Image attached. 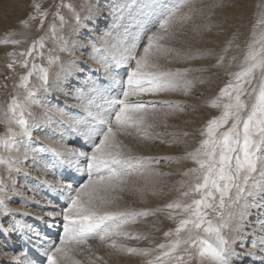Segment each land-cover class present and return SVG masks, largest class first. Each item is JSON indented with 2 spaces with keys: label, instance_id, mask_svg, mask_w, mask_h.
I'll list each match as a JSON object with an SVG mask.
<instances>
[{
  "label": "snow or ice",
  "instance_id": "6c2138e0",
  "mask_svg": "<svg viewBox=\"0 0 264 264\" xmlns=\"http://www.w3.org/2000/svg\"><path fill=\"white\" fill-rule=\"evenodd\" d=\"M248 7L242 0H60L50 13L32 0L22 30L0 37V46H12L5 66L18 76L0 101V236L20 244L0 251L8 257L0 264H109L121 256L140 264H264V0L245 34ZM225 8L230 15L218 12ZM50 14L48 31L17 50ZM189 32L201 40L229 35L217 53L184 47ZM206 59L214 63L170 66ZM220 75L222 86L202 105L163 98L193 96ZM198 107L217 114L195 129L189 150L193 133L169 131V118ZM128 140L185 151L144 155ZM162 162L190 164L167 192L159 178L172 173L160 170ZM173 191L152 208L124 203L128 192L145 204ZM161 216L174 226L159 242L133 230L152 218L148 226L161 232Z\"/></svg>",
  "mask_w": 264,
  "mask_h": 264
},
{
  "label": "rangeland",
  "instance_id": "374dc122",
  "mask_svg": "<svg viewBox=\"0 0 264 264\" xmlns=\"http://www.w3.org/2000/svg\"><path fill=\"white\" fill-rule=\"evenodd\" d=\"M38 2L41 3L43 8H47L50 10V13L56 11V5L60 3V0H38ZM65 3H73L78 4L79 0H64ZM206 2H211V0H206ZM227 3L228 0H225ZM243 3L250 5L247 9V14L244 18V20L241 22L244 27L242 28V31L247 34L250 24L254 21L255 17L253 13L256 11L255 4L259 2V0H242ZM32 3V0H0V37H3L5 32L8 30L15 29L17 31H21L18 21L25 18L27 13L31 11L30 5ZM62 14L65 16L68 15L67 9H61ZM218 12H221V14H231L230 9H223L218 10ZM221 16L214 17V20H219ZM103 21V22H102ZM53 22L52 15L50 14L48 19L45 21L44 26L40 31L36 30V24L38 22H34L32 27L28 29L29 35L27 37V43L25 45H21L18 47L17 50L26 48L32 40L38 38L39 36L43 35L46 31H48L49 24ZM58 23V21H56ZM231 22V21H230ZM106 21H104L102 18L98 21V29L104 28L106 26ZM229 33L225 32L222 33L219 36H216L215 33H209L206 34L204 39L201 40L199 37H193L192 33L189 32L188 36L185 38L187 43L183 45L184 47H191L192 49H205V48H211L214 49L217 53L223 48L224 41L227 39ZM21 38V37H17ZM243 39V37L241 38ZM215 41V42H212ZM48 47L52 46L51 41L47 44ZM12 50V46L9 45L7 47L0 46V101H3L7 99L6 92L11 91L12 84L14 82L18 81V76L14 75L9 69L6 68V57L5 53L7 51ZM39 63V61H37ZM214 63V59H206V60H197L192 62L191 65H183V64H173L170 65L171 67H199V66H207ZM16 71L18 73H23L26 70L17 68ZM215 71V70H213ZM194 76L200 75V73H193ZM205 76L208 74L205 73ZM5 77H9V79H5ZM225 77L220 75L218 78L214 77L212 81L206 82L204 85H198L196 89H194V95L190 97H183L179 95L170 96V97H163L165 99H179V100H188L190 104L194 105H202L203 101L214 96L219 87L222 86V83L224 82ZM4 84L8 85V88L5 89L3 87ZM200 93H203V95H199ZM198 97V98H197ZM209 114L215 115L217 114L215 110L213 109H207L204 107H198L195 112L189 111L187 113L178 114L174 117L169 118V131H188L190 133H193V136H190L188 138V144L187 148L190 150L192 147H195V139H198V134L195 133V129L200 127L203 122L209 118ZM185 121H192V123H185ZM175 126V127H173ZM4 129L3 126L0 125V133H3ZM195 137V139L193 138ZM130 144V146H133L134 151L139 152L144 155H156V156H179L182 155L185 151V146H166V145H160L159 143L150 145L148 147L141 148L134 144L131 140L126 141ZM190 164L186 162L181 163H172L170 165L161 163L158 167L163 172H169L172 173L171 176H164L160 177L161 185L165 186V191H168L169 186H176V181L182 179L180 172L189 167ZM36 176V175H35ZM33 176V177H35ZM177 195L176 192H170L166 196H158V197H147V203L141 204L139 202V196L138 194L134 192H128L125 193V199L124 203L129 204L131 206L137 207V208H152L157 205H162L168 200L175 198ZM18 205V204H17ZM19 206V205H18ZM162 223H158L157 227L161 228V232H155L152 230L148 224L152 222V218L149 219L148 223H142L138 224L133 227V230L140 231V232H149L154 236L159 242V240L162 238V231L167 230L169 227H173L169 221L164 219L162 216L158 218ZM130 246H147L145 242H141L140 244H137L136 241H129L128 242ZM101 254H105L104 250H101ZM109 264H132L134 261H137L138 264H140V261L142 258L140 257H132V256H121L119 258L112 257L108 258ZM113 261V262H112Z\"/></svg>",
  "mask_w": 264,
  "mask_h": 264
},
{
  "label": "bare ground",
  "instance_id": "6f19581e",
  "mask_svg": "<svg viewBox=\"0 0 264 264\" xmlns=\"http://www.w3.org/2000/svg\"><path fill=\"white\" fill-rule=\"evenodd\" d=\"M103 29L104 28H102V29L100 28V30H103ZM32 175L33 176L39 175V173L33 172ZM46 178L49 180H54V177L51 175L47 176ZM12 207H20V206H18L17 204H13ZM2 237H4V236H0V251H3V250L15 251L20 247L19 242L16 241V239L14 237L12 239L8 238V242L2 241ZM7 259H8V257H6V256H0V260H7ZM114 264H115V262H114ZM116 264H117V261H116ZM132 264H138V262L134 261Z\"/></svg>",
  "mask_w": 264,
  "mask_h": 264
}]
</instances>
